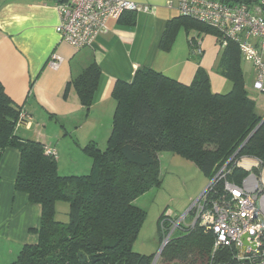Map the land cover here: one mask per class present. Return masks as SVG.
<instances>
[{
    "label": "trees",
    "instance_id": "obj_1",
    "mask_svg": "<svg viewBox=\"0 0 264 264\" xmlns=\"http://www.w3.org/2000/svg\"><path fill=\"white\" fill-rule=\"evenodd\" d=\"M181 26L199 37L212 32L219 40L216 29L180 14L168 22L162 48L172 46ZM241 57L238 44L229 41L217 62L218 72L232 83L228 92H214L201 65L189 84L149 67L138 68L131 81L118 80L112 132L105 148L94 140L83 147L92 159L85 174H61L57 156L48 153L44 143L17 133L23 106L0 81V149H19L16 188L42 207L38 243L25 246L10 264H153L154 254L133 248L147 215L135 201L162 184L161 151L191 160L210 180L227 164V178L241 183L249 174L237 165L242 156L255 157L264 166V116L246 88ZM100 76L94 61L65 91L74 87L88 111ZM254 172L259 175L260 168ZM60 201L69 204L68 221L57 218ZM162 238L159 230L160 242ZM213 243L214 234L202 227L178 231L155 264H209ZM80 254L87 259L82 261Z\"/></svg>",
    "mask_w": 264,
    "mask_h": 264
},
{
    "label": "crops",
    "instance_id": "obj_2",
    "mask_svg": "<svg viewBox=\"0 0 264 264\" xmlns=\"http://www.w3.org/2000/svg\"><path fill=\"white\" fill-rule=\"evenodd\" d=\"M134 1L151 9L127 12L120 20H111L107 33L97 35L90 46L76 49L56 30L59 0H0V81L31 117L27 123H19L16 131L22 138L39 140L56 150L63 175L91 170L92 159L83 151L86 144L94 140L99 147H106L112 132L116 109L113 90L118 80L131 81L138 68L149 67L189 84L199 65L211 69L215 65L212 62L220 58L217 36L213 34L210 42L202 33L199 53L190 43L192 31L183 26L172 46L162 48L168 22L181 14L179 0ZM53 55L62 58L57 65L52 64ZM94 61L101 68V76L87 111L74 87L65 90L68 82ZM249 67L243 69L247 90L246 75L253 81L255 78L253 65ZM208 73L212 90L224 92L228 85L213 69ZM20 159L18 148L0 149V264L12 263L25 246L39 240L42 207L16 188ZM237 165L248 175H257L254 169L260 168L257 177L264 186V166L255 157L242 156ZM200 191L199 187L191 199Z\"/></svg>",
    "mask_w": 264,
    "mask_h": 264
},
{
    "label": "built area",
    "instance_id": "obj_3",
    "mask_svg": "<svg viewBox=\"0 0 264 264\" xmlns=\"http://www.w3.org/2000/svg\"><path fill=\"white\" fill-rule=\"evenodd\" d=\"M56 7L60 14L56 30L76 49L90 46L97 35L109 31L111 20H119L124 13L151 9L134 0H59ZM179 9L216 29L223 48L229 41L236 42L241 56L254 67L253 88L264 91V0H179ZM195 39L201 53V39L197 35ZM61 60L53 55L52 64ZM30 118L23 110L17 125ZM46 150L57 156L56 150L47 146ZM230 171L224 165L181 215L163 214L157 259L176 232L202 227L214 234L209 264H264V186L254 173L241 183L229 180Z\"/></svg>",
    "mask_w": 264,
    "mask_h": 264
},
{
    "label": "rangeland",
    "instance_id": "obj_4",
    "mask_svg": "<svg viewBox=\"0 0 264 264\" xmlns=\"http://www.w3.org/2000/svg\"><path fill=\"white\" fill-rule=\"evenodd\" d=\"M192 36H196L197 33L193 30ZM207 41L212 42L213 33L207 32L205 36ZM220 53L217 57H220L224 48L218 44ZM217 47V49H218ZM215 65L207 69V71L214 70L216 76L224 83L228 85L224 92H228L232 88L231 81L218 72ZM252 65L244 57H241V65L245 70V67L250 68ZM249 93L256 98V108L259 113L264 115V91L253 89V80L249 75H246ZM108 141H106L107 144ZM107 146V145H104ZM161 163V175L163 182L159 187L152 188L142 194L135 204L143 207L147 211V215L143 226L134 241L133 248L135 251L143 254H158L161 246L159 240V217L165 211V213H171L174 216L181 215L190 202L197 197V195L191 199L198 188H201L202 192L210 183V179L204 175L199 168L189 159L183 157L180 154L173 153L171 151H161L160 154ZM69 204L67 202H58L57 206V218L60 221H68V209ZM159 258V257H158ZM158 261V260H156Z\"/></svg>",
    "mask_w": 264,
    "mask_h": 264
},
{
    "label": "water",
    "instance_id": "obj_5",
    "mask_svg": "<svg viewBox=\"0 0 264 264\" xmlns=\"http://www.w3.org/2000/svg\"><path fill=\"white\" fill-rule=\"evenodd\" d=\"M264 121V118H263V120L261 121V124H262V122ZM259 126H260V124H259ZM258 128V127H257ZM246 236V235H245ZM244 236V237H245ZM80 256L82 257V261H85L87 258H86V256L85 255H83V254H80ZM157 256H158V254L154 257V260H153V264H155V262H156V260H157Z\"/></svg>",
    "mask_w": 264,
    "mask_h": 264
}]
</instances>
